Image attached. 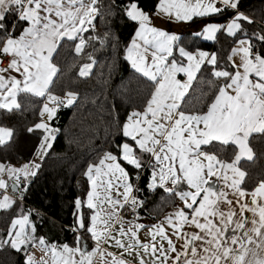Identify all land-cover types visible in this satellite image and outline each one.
I'll use <instances>...</instances> for the list:
<instances>
[{"label":"snow or ice","instance_id":"snow-or-ice-1","mask_svg":"<svg viewBox=\"0 0 264 264\" xmlns=\"http://www.w3.org/2000/svg\"><path fill=\"white\" fill-rule=\"evenodd\" d=\"M114 7L103 0H0V115L20 111L21 94L65 104L50 92L61 72L56 57L71 44L77 56L90 61L80 65L78 75L90 76L96 64L93 41L103 43L110 35H92L95 21ZM121 11L137 26L125 59L147 82L143 106L122 122L116 117L118 133L127 139L114 141L84 168L89 188L74 200L72 245L37 235L31 213H21L0 234V251L23 252L24 264H264V179L246 189L248 173L241 166L254 159L250 138L264 137V21L250 33L246 26L256 21L241 11V0H156L154 11H145L140 0H127ZM214 15H226V21L206 23L193 35L233 37L223 62L215 52L187 51L178 35L154 26V19L186 23ZM202 69L205 80L197 77ZM177 73L187 79H177ZM194 82L208 89H199L196 103L188 98ZM66 96L65 106L73 104L76 94ZM56 111L45 103L40 115L51 121ZM38 130L35 159L19 167L0 162V189L27 191L29 178L42 166L37 161L55 139L43 119L27 128ZM14 136L13 127L0 123V146ZM125 165L137 179L140 170L150 168L147 189L167 194L161 199L171 211L157 223L138 222L145 201L133 194L140 189ZM15 204L5 194L0 211ZM30 247L44 255L37 260Z\"/></svg>","mask_w":264,"mask_h":264},{"label":"trees","instance_id":"trees-1","mask_svg":"<svg viewBox=\"0 0 264 264\" xmlns=\"http://www.w3.org/2000/svg\"><path fill=\"white\" fill-rule=\"evenodd\" d=\"M103 3H114L111 15L97 18L95 21L96 32L92 35L103 36L105 31L109 37L103 42L93 41V48L87 51L93 52L96 64L93 66L90 76L80 77L79 67L84 62H89L86 56H77L71 44L65 45L60 50V55L55 62L61 68V72L55 78L50 92L57 96H64L71 91L76 94L75 103L69 107L61 108L52 120V127L56 130L55 139L51 149L41 161V168L37 175L30 177L27 183V191L23 189L14 191L23 195L26 203L16 201L9 211H0V233L6 228L11 218L21 213H31V218L38 224L55 219L64 227L72 224L74 217V200L77 197H85L89 185L82 172L87 163L97 160L104 151L112 148L113 142H123L118 133L116 117L122 122L127 113L136 107H142V97L146 93V78L136 73L125 59L126 47L129 45L136 25L128 20L121 9L127 0H103ZM156 0H140L141 7L145 11H154ZM241 11L251 16L256 24L246 26L251 33L259 31L260 23L264 21V0H241ZM226 21V15H214L205 18H196L191 21L188 28L199 23ZM88 36L89 33H84ZM233 37L219 34L213 43L198 41L189 33L181 36L180 44L187 49L203 48L213 51L223 59L229 54ZM210 67V66H207ZM200 80L208 78V73L202 69L197 76ZM207 91L206 85L196 82L189 91V99L196 103V97L200 95V88ZM22 109L11 115H0V123L15 129L13 140L0 146V161L10 165H21L29 162L35 155L40 143V132H27V128L40 122V112L44 105V98L18 96ZM250 147L253 148L254 159L242 161V168L248 176L243 185L246 189H252L264 179V137L250 138ZM231 154V148L228 149ZM129 171L132 183L139 187L140 191L135 195L145 201V207L139 210L143 215L152 218L160 217L170 205L162 201L166 196L162 190L150 192L146 185L149 180V169L140 170L139 179L136 171L131 166L125 165ZM87 214L88 210L85 209ZM66 228V227H65ZM67 229V228H66ZM69 243L73 244L75 233L69 229ZM11 258V264H24L25 254L17 253L11 249L0 251V264H6V258Z\"/></svg>","mask_w":264,"mask_h":264},{"label":"crops","instance_id":"crops-1","mask_svg":"<svg viewBox=\"0 0 264 264\" xmlns=\"http://www.w3.org/2000/svg\"><path fill=\"white\" fill-rule=\"evenodd\" d=\"M194 19H196V18H194ZM193 19V20H194ZM191 22V21H190ZM190 22H176L175 20H172V21H169V20H166V19H154V26H156V27H158V28H160V29H162V30H164V31H167L168 33H170V34H176V35H178L180 38H181V36H183L184 34H186V33H189L192 37H194V38H197L198 39V41H202V42H205V43H213V42H215L216 40H208V39H205L204 38V36L203 35H201V36H195V35H193V33H195V32H199V31H201L202 30V28L204 27V25L206 24V23H199V24H197L196 26H193V27H190V28H188V25H189V23ZM209 23H221V22H209ZM260 26L262 27V24L260 23ZM218 35L219 34H217V37H218ZM226 35V34H225ZM227 36V35H226ZM135 37V33H134V35H133V37H132V39ZM229 37V36H228ZM132 39H131V41H132ZM131 41H130V43H131ZM138 42H140V43H142V41H138ZM180 42V41H179ZM178 42V43H179ZM129 43V44H130ZM180 44V43H179ZM180 46H182L181 44H180ZM257 46H259V45H257ZM182 47H184V46H182ZM185 48V47H184ZM187 51H191V52H197V51H205V52H208V53H213V51H207V50H205V49H203V48H198V49H194V50H190V49H187V48H185ZM175 55H177L178 56V53H174ZM184 64H186L187 63V61L184 59V58H179ZM169 60H171V57L169 58ZM128 63L130 64V62L128 61ZM130 67H131V64H130ZM132 68V67H131ZM132 70H134L133 68H132ZM135 71V70H134ZM139 74V73H138ZM199 75V73H197V76ZM177 79H180V80H182V81H184V80H186L187 78H186V76L183 74V73H177ZM54 80H55V78H54ZM194 84V83H193ZM190 91V90H189ZM54 95V94H53ZM55 96H57V95H55ZM57 97H59L61 100H63L64 102H65V104H66V101H67V96L66 95H64V96H57ZM39 98H44V104L45 103H47L48 105H49V107H57V111H56V115H57V113H58V111L61 109V108H63V107H69V106H72L74 103H75V100H76V98H75V100H74V102H73V104H71V105H67V106H65V104H59V105H57V103H53L52 101H49V100H47L45 97H39ZM56 115L53 117V119L56 117ZM44 120L45 122H47V123H49V125H50V127L53 129V127H52V120L51 121H49L48 120V118H47V114H45L43 117H41V119H40V121L41 120ZM54 130V129H53ZM39 131V130H38ZM53 134H55V131L53 132ZM51 143H53V140L51 141ZM39 146V145H38ZM48 151H49V149H48ZM36 158V152H35V155H34V157L31 159V160H33V159H35ZM1 162V161H0ZM37 162H40L41 163V161H37ZM7 165V164H6ZM21 165H23V164H21ZM21 165H19V166H21ZM12 166H14V165H12ZM19 166H16V167H19ZM149 169V171H151V169L150 168H148ZM5 179H7V177H5ZM149 179H150V173H149ZM149 181V180H148ZM10 188H11V186H10ZM12 189V188H11ZM13 190V189H12ZM134 195H135V192L133 193ZM3 196V195H2ZM1 196V197H2ZM137 196V195H136ZM0 197V198H1ZM169 211H171V206L165 211V212H169ZM162 216H163V214L160 216V217H158V218H152L151 216H148V215H143V214H141V213H139V221L138 222H140V223H144V224H146V225H152V224H155V223H157L158 222V220L160 219V218H162ZM30 220L32 221V223H34L35 225H36V228H37V235H44L50 242H52V243H56V244H64V243H67V244H69V245H72V244H70L69 243V231L60 223V222H58V221H56L55 219H53V220H48V221H46L45 223H40V224H38L37 222H35L32 218H31V216H30ZM72 223L73 224H75L76 225V218L74 217V219H73V221H72ZM0 234H2V233H0ZM142 238H143V236H142ZM34 250H37V251H34ZM29 251H31V252H33V253H35V252H37L38 254H37V256H36V259L37 260H39L40 259V257L41 256H43L44 255V253L43 252H41L40 250H39V248H29Z\"/></svg>","mask_w":264,"mask_h":264},{"label":"built area","instance_id":"built-area-1","mask_svg":"<svg viewBox=\"0 0 264 264\" xmlns=\"http://www.w3.org/2000/svg\"><path fill=\"white\" fill-rule=\"evenodd\" d=\"M4 66L6 67L7 66V62H5V64H4ZM8 195V196H10V197H12L14 200H16V201H19V202H21V203H26L23 199H21V196H20V194L18 193V192H14L10 187L5 191V190H3V189H0V197L2 196V195ZM76 211V209H75V207H74V209H73V211H72V216L74 217V212ZM129 219H132L133 217L132 216H129L128 217ZM75 227V224H70V225H66V228L67 229H69L71 232H73L72 231V229ZM74 233V232H73ZM76 234V233H75Z\"/></svg>","mask_w":264,"mask_h":264},{"label":"rangeland","instance_id":"rangeland-1","mask_svg":"<svg viewBox=\"0 0 264 264\" xmlns=\"http://www.w3.org/2000/svg\"><path fill=\"white\" fill-rule=\"evenodd\" d=\"M89 62H90V61H89ZM92 70H93V69H92ZM54 131H55V133H56V130H55V129H54ZM54 136H55V134H54ZM53 141H54V140H53ZM52 144H53V143H52ZM49 150H50V149H49ZM14 166H19V165H14ZM1 198H2V197H1ZM34 251H37V250H34ZM34 254H35V257H36L38 253L35 252Z\"/></svg>","mask_w":264,"mask_h":264}]
</instances>
